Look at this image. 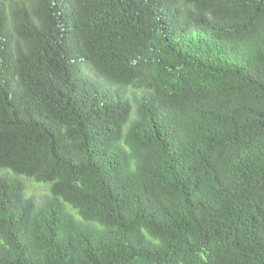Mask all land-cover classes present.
<instances>
[{
    "label": "trees",
    "instance_id": "1",
    "mask_svg": "<svg viewBox=\"0 0 264 264\" xmlns=\"http://www.w3.org/2000/svg\"><path fill=\"white\" fill-rule=\"evenodd\" d=\"M0 264H264V0H0Z\"/></svg>",
    "mask_w": 264,
    "mask_h": 264
},
{
    "label": "rangeland",
    "instance_id": "2",
    "mask_svg": "<svg viewBox=\"0 0 264 264\" xmlns=\"http://www.w3.org/2000/svg\"><path fill=\"white\" fill-rule=\"evenodd\" d=\"M29 186L31 188L30 190H33V191H39V190H41V187L40 186L39 187H35V185H32V184H30Z\"/></svg>",
    "mask_w": 264,
    "mask_h": 264
}]
</instances>
